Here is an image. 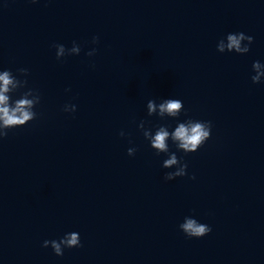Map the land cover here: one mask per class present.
Masks as SVG:
<instances>
[{
    "label": "clouds",
    "instance_id": "9594fccd",
    "mask_svg": "<svg viewBox=\"0 0 264 264\" xmlns=\"http://www.w3.org/2000/svg\"><path fill=\"white\" fill-rule=\"evenodd\" d=\"M33 3L36 0H32ZM254 42V38L246 35L243 32L228 33L224 38H221L217 43V51L235 52L237 54H247L250 51V46ZM92 44L99 43V37L93 36ZM56 49V58L61 60L68 55H79L81 47L73 41L71 48H66L63 44H53ZM96 53V48H92L86 53L88 56H93ZM254 75L251 76L253 84L264 82V64L260 61H254L252 64ZM17 75H14L11 70L0 71V141L8 136L10 129L23 127L29 122L37 118V113L34 111L36 105L40 103L41 97L38 91L28 87L27 76L29 70L27 68H19ZM21 89H26L20 92ZM20 92L19 98L13 100L12 95ZM148 116L156 115L163 119L165 117L177 118L184 110L183 102L179 99H164L157 103L155 100H149L146 105ZM63 111L74 113L76 111L75 104H65ZM138 127L143 131L146 140L150 146L159 155L167 153L168 158L162 163L165 169L175 168L173 172L165 174V180H173L177 177L187 175L188 165L183 162L182 158H178L175 152L169 150V140L175 144L178 151L185 154L194 153L199 150L204 143L210 139L212 131L211 121H196L188 119L184 122H178L176 127L169 131L167 126H159L153 133L150 128H145V122L141 121ZM124 135L123 132L120 133ZM128 155L133 156L136 152L135 148H129ZM195 179V177H191ZM179 229L189 238H201L208 235L212 229L209 225L200 223L197 219L186 216L183 222L179 225ZM43 247H51L54 254L62 256L64 249L82 247L80 235L78 232L66 233L59 240H45Z\"/></svg>",
    "mask_w": 264,
    "mask_h": 264
}]
</instances>
